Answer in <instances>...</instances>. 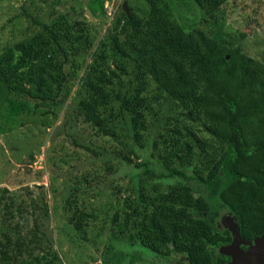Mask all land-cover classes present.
<instances>
[{"label": "trees", "instance_id": "16d2710c", "mask_svg": "<svg viewBox=\"0 0 264 264\" xmlns=\"http://www.w3.org/2000/svg\"><path fill=\"white\" fill-rule=\"evenodd\" d=\"M197 1L212 2L214 12L229 0ZM86 6L94 17L103 15V0ZM128 8L95 51L81 59L70 44L82 36L67 42L69 32L61 33L57 19L48 23L42 16L18 13L16 22H28L39 32L0 53V135L6 132L3 126H23L22 120L54 125L78 82L64 116L82 119L95 136L118 144V151L106 149V180L121 166L139 170L132 178H138L139 195L125 197L122 211L109 219L121 238L115 242L118 249L138 245L154 254L157 264L179 255L189 264H225L231 257L217 249L233 237L217 227L223 215L232 217L244 241L264 235V63L242 52L240 43L231 48L235 39L218 31L212 13L209 26L200 28L178 22L169 0H144ZM87 55L91 66L78 79ZM167 117L178 125L164 123ZM195 125L207 138L198 136ZM201 160L206 163L197 166ZM146 176L175 184L163 192L153 186L151 197L138 185ZM111 186L108 181L106 189L118 201ZM76 194L73 189L64 198L62 209L84 239L101 212L79 203ZM15 197L0 190V264H61L46 193ZM104 221L103 216L101 225Z\"/></svg>", "mask_w": 264, "mask_h": 264}, {"label": "rangeland", "instance_id": "374dc122", "mask_svg": "<svg viewBox=\"0 0 264 264\" xmlns=\"http://www.w3.org/2000/svg\"><path fill=\"white\" fill-rule=\"evenodd\" d=\"M141 1L144 0H103V15L94 17L86 6L90 0H0V53L7 47L12 48L18 42L28 43L29 39L39 32L37 26L30 28L28 22L23 21L19 24L15 21L14 17L25 11L32 13L36 18L42 16L43 21L46 20L48 23L57 19L61 33L69 32L67 42L82 36L83 39L70 44L72 50L79 52L78 59H81L86 51L90 54L95 51L97 43L105 37L114 20L121 16L123 2L127 3V7L130 4L135 8ZM169 1L177 21L186 26L206 28L209 26L206 19L209 20L212 13L218 23V31L229 33L235 39L231 48L240 43L242 52L264 63V0H229L219 4V9L214 12L212 2L208 4L211 6L206 5L209 1L205 3L197 0ZM34 4L37 5L38 10L34 8ZM130 11L129 9V13ZM77 22L82 25H76ZM241 33L245 34L243 39H239ZM45 35L43 32V36ZM86 57L79 70L78 79L86 73V67L91 66L89 55ZM27 73L28 69H25L23 75L27 76ZM80 86L81 84L75 82L63 110L57 114L54 125L40 126L22 120L23 126H16L13 129L3 126L6 132L0 135V190L5 188L10 196H17L15 198L23 196L24 199L35 196L41 191L46 193L48 204L52 207L50 229L53 231L54 247L61 264L160 263L154 254L138 245L121 249L115 245V242L121 238L116 231L117 227L112 226L109 219L113 213L122 211L125 197L130 195L133 199L139 195L134 189L138 178L132 180L139 170L134 169L133 166L119 167L120 171L108 180L111 181L114 192H118L119 200L110 197V192L106 189L108 181L102 165L109 156L106 149L118 151V144L108 138L95 136L91 126L82 119H78L77 122L76 119H66L64 116V109L72 104V95ZM0 115L3 116L4 112L0 111ZM2 116H0V126L3 124ZM50 121L52 122V118ZM164 123L173 127L178 125L168 117ZM192 129L198 132L200 138H207L204 133H200L199 126L195 125ZM149 132L153 133L152 130ZM75 141L88 147L89 152L79 148ZM94 152L98 156H95ZM143 160L133 158V161L138 163H142ZM203 163L205 164L206 160H201L197 166H202ZM112 164L115 165L116 161ZM178 165L179 163H169L171 167ZM149 168L153 167L149 165ZM156 172L154 170V173ZM143 182L138 185L143 186L146 189L145 195L151 197L153 186L163 192L167 184H175L174 179L157 181L155 176H146ZM73 189L77 190L79 203L83 202L86 208L93 207L101 212L98 219L90 222L85 236L83 235L84 239L71 229L67 223L66 212L62 209L64 198ZM97 194L101 196L98 197ZM106 210L108 213L104 215ZM103 216L105 221L101 225ZM230 219L227 220V215H223L221 221L218 219V225L228 227L232 231L235 244L220 248L218 252L233 257L240 254V240L234 230V221ZM126 253L130 254L129 258H123ZM166 264L188 263L179 255L176 259L170 258Z\"/></svg>", "mask_w": 264, "mask_h": 264}, {"label": "water", "instance_id": "95a60500", "mask_svg": "<svg viewBox=\"0 0 264 264\" xmlns=\"http://www.w3.org/2000/svg\"><path fill=\"white\" fill-rule=\"evenodd\" d=\"M122 11L128 15L129 9L127 3H122ZM89 16L90 13L87 11ZM237 233V232H236ZM264 264V235L261 238L257 239L254 242V245H251V248L244 254L243 258L233 256V259L229 264Z\"/></svg>", "mask_w": 264, "mask_h": 264}, {"label": "flooded vegetation", "instance_id": "af4514ba", "mask_svg": "<svg viewBox=\"0 0 264 264\" xmlns=\"http://www.w3.org/2000/svg\"><path fill=\"white\" fill-rule=\"evenodd\" d=\"M230 218H232V217L227 216V220H231ZM225 221H226V220H224V222H225ZM233 221H234V220H233ZM217 227H218V229L221 230L222 232H225V230L229 231L231 237H233L232 231H231L228 227H222L221 225H218ZM234 230L237 232V229H236L235 223H234ZM237 235H238V232H237ZM261 237H262V236H261ZM261 237H259V238H261ZM238 238H239V240H240V245H239L240 254H238L237 257L243 258L244 254H246V252L251 248V245H254V242H255L257 239H256V240H253V241H247V240L244 241V240L240 239L239 235H238ZM259 238H258V239H259ZM233 241H234V238L231 239L230 244H228V246H226V247H229V246H231L232 244H235V242L233 243ZM242 241H243V242H242ZM226 247H223V248H226ZM220 248H222V247H219L218 249H220ZM218 249H217V253H219V252H218ZM220 254H222V253H220ZM223 255H227V254H223ZM227 256H229V255H227ZM232 259H233V257H231L230 261L227 262V263H225V264H229V263L231 262ZM187 263H188V262H187ZM188 264H189V263H188ZM247 264H249V263H247ZM251 264H252V263H251Z\"/></svg>", "mask_w": 264, "mask_h": 264}]
</instances>
